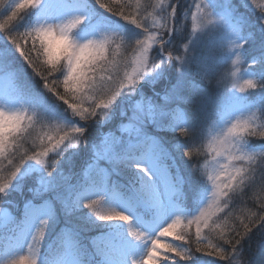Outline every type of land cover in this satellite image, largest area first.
<instances>
[{"label":"snow or ice","instance_id":"obj_1","mask_svg":"<svg viewBox=\"0 0 264 264\" xmlns=\"http://www.w3.org/2000/svg\"><path fill=\"white\" fill-rule=\"evenodd\" d=\"M40 3L41 0H0V13H3L0 34L31 69L32 75L39 78L42 87L62 103L77 123L66 125L46 118L23 102L18 108L6 110L0 101V204L4 203L3 197L26 160L43 166L52 177L63 152L69 147L75 148L76 144H84L88 154L83 158L79 179L73 183L72 175L68 174L60 176L58 181H42L41 186L30 189L32 198L26 202L25 211L46 208L50 213L59 211L71 217L76 211L70 199L72 194L92 186L95 196L78 206L88 209L96 221H123L130 225V216L107 206L106 196L126 197L132 203L151 207H158L162 197L180 199L184 181L178 173L170 171L167 161L172 159L173 151L181 152V146L172 145L170 150L165 141L166 131L179 130L185 137L182 155L191 158L192 145L200 139L204 124L214 117L221 130L207 145L211 160L205 161L203 171L212 188L206 204L195 216L177 215L163 226L150 240L139 264H175L177 258L191 259L192 251L216 257L224 264H264V240L258 241L255 256L242 254V243L250 239L253 230L259 228L264 232V3L219 0L220 7L231 13L238 24L229 25L221 19L209 21L207 29L220 25L225 35L222 41L211 40L200 57L193 54L192 33L197 30L198 19L203 23L198 13L208 5L196 4L197 12L191 13L192 33L188 32L186 23L180 27L181 0H94L106 13L139 29L138 35L131 39L103 33L99 38L77 42L73 32L85 19L77 11H71L56 23L41 22L13 31L15 23ZM249 6L259 13L256 24L243 11ZM80 7L67 5L64 0H52L49 5L52 10ZM206 15L213 16L211 11ZM240 27L247 29L248 51L260 71L255 77H246L245 69L243 84L233 80L229 88L220 76L218 56L223 41H227L230 48L226 58H239L243 43H237L233 37ZM232 63L235 65L236 60ZM236 75L232 73L233 77ZM145 77H148L146 83L141 84ZM17 81L15 70L7 62L0 63V83L6 94L18 91ZM157 82L159 87L148 88ZM146 89L147 96L142 92ZM254 90L261 93L255 102L258 105L255 111L248 100ZM131 93L141 99L133 103ZM114 107L120 109V116L128 122L121 124L118 132L109 131L89 144L88 125L104 122ZM245 113L250 115L245 117ZM221 158L227 163H222ZM76 164L75 160L69 161L70 167ZM124 169L134 172L129 188L111 181L112 175H119ZM191 171L194 175L197 173L196 164ZM109 187L113 189L110 193ZM117 187L124 191H116ZM48 193H52L50 198ZM244 197L252 202L251 208H247ZM237 198L244 203V208L237 209ZM101 207L109 210L100 211ZM47 224V219L39 221L27 245V256L19 254L18 259H4L2 264H37ZM177 228L181 230L176 231ZM66 230L69 229H61ZM202 230L214 233L216 242L205 243ZM127 234L136 240L143 238L142 233L131 227ZM167 236L172 241L162 243L161 237ZM93 242L103 251L107 246L118 245L120 240L110 233H102L99 238L93 237ZM175 242L187 246L182 249Z\"/></svg>","mask_w":264,"mask_h":264},{"label":"rangeland","instance_id":"obj_2","mask_svg":"<svg viewBox=\"0 0 264 264\" xmlns=\"http://www.w3.org/2000/svg\"><path fill=\"white\" fill-rule=\"evenodd\" d=\"M64 2L67 5L77 4V5H81L82 7L77 9L52 10L49 8V5L50 3H52V0H41L40 5H38L35 9H33L34 14L32 21L30 22V26L41 22L56 23L59 20L64 19L66 15L70 14L71 11H77L79 14H82L85 17L83 23L79 25L78 28L73 32V37L77 42H83L87 38H99V36L103 33H112V31H115L116 28L121 29V27H119L116 23L108 24L109 23L108 20L105 19V17L103 16L95 18L94 13L88 6L86 0H64ZM165 2H168V0H165ZM198 3L202 5H208V8H202L200 10V12L198 13V17H201L202 13L204 14V12L210 10L209 8L211 4L210 0H195V2L193 3V10L190 13L187 12L186 18L184 15L185 19L191 21V24L189 25L191 28L190 33H192V29H193L191 13L197 12L196 4ZM257 3L258 4L264 3V0H257ZM246 10L247 12L251 13V15L248 16V20L251 21L252 24L258 23L257 17L259 16L258 15L259 13L251 6L246 8ZM220 13H221V17L218 19L224 21L227 20L228 22H232L233 24L236 23L238 24V21H236V19L232 16L231 13L226 12L223 9ZM254 15L255 18L254 17L252 18V16ZM213 20H217V18H214L212 16L203 18V23L201 22L200 19L197 20V24H196L197 30L195 33H192V40L195 42L194 45H198L202 43V40H199L198 37L203 36L204 32H208L209 34H211L215 31L223 30V27L220 25H218L216 29L215 28L212 30L207 29L210 26L209 21H213ZM232 23H228V24L231 25ZM245 34H247V32ZM173 35H175V33H173ZM240 51L241 54L239 58H237L236 56H232L230 59H228L230 65L227 66V69L225 70L222 76V79L226 81L227 86L229 88L231 87V83L233 82V80H236L239 84H243V80L247 76L249 75L253 77L255 76L252 71L255 63H253L251 60H247L245 52H243L241 49ZM13 52L14 51L12 48L11 49L8 48V50H4L0 52V57L4 53L13 55ZM233 60H236L235 65H233L232 63ZM245 69H247L246 72H244ZM258 71H260V68ZM233 72L237 73L236 77L232 76ZM242 73L246 77H242ZM16 75L18 78L17 81L18 91L10 92L6 94L3 88V84L0 83V101L3 102L4 108L6 110H12L20 107V103L23 102L24 106L26 107H34L36 110L39 109L37 110L38 113L46 112L42 110L41 104L38 103V99L36 98V94L34 92L23 90L21 88L19 82V76L17 73ZM151 75L152 74H149V76ZM147 79L148 77L145 78V80ZM131 95L133 97L137 96L136 93H131ZM257 100L258 97H255L253 101H249L253 106V111L257 110L258 108V105L255 103ZM60 104H61L59 108L60 111L57 112L55 110L56 117L54 119L57 120L58 122L65 123L66 125L73 124V122L77 123L64 110V106L62 105L61 102ZM116 109H117L116 107H114L113 109L114 117L118 116ZM248 115H250V113L244 114L245 117ZM256 115H257V122L259 123L260 122L259 113L257 112ZM44 116L46 118H49L46 115ZM110 118H111V113L109 117H105L104 122L98 123V126H101L100 128H102V130H100L101 135L99 137L109 132L105 130L107 126L111 124ZM118 125L119 124H117L115 128H117ZM118 130L119 128L114 129L112 131L118 132ZM220 130L221 128L217 127L214 119L208 128V132H207L208 140H211L212 137L216 136L220 132ZM85 146L86 145L84 144H80V149L84 151ZM86 148L88 154V147L86 146ZM208 159L211 160V157H208ZM174 161H175L174 158L167 161L168 165L170 166V171ZM221 162L227 163V161L224 160L223 158H221ZM41 171H42L41 165L37 164L35 161L26 160L24 164L21 165L20 171L17 173L14 180L11 182V184L16 183V181L19 183L9 188L7 190V195L3 197L4 203L0 204V264H2L4 259H11V258L18 259L19 254L25 256L28 255L27 245L31 240V235L33 231L35 230L36 227H38L39 221L41 219L48 220V224L45 229V237L47 235V232L52 229L53 225H55L54 213H50L46 208L40 211H35L31 209L25 211L26 202L32 198V193L30 189L41 186L42 181L51 182L54 179L58 181L59 177L62 176L56 171V173L54 172L52 174V177L48 176L44 178L41 175V179L39 181L30 182L32 180V176L34 175V173H37V175L38 173L42 174ZM82 171L83 168L81 172ZM175 173H178V171H176ZM181 178L184 181L182 185L183 196L180 199H176L175 196L162 197L161 203L158 205V207L146 206L143 203H132L126 197L124 198L119 196L114 197L112 195L106 196L105 203L107 206L113 207L115 210H120L124 212L126 215L130 216L131 218L130 225L124 224L123 221H113L114 223L113 225H115V227L114 229L108 231V233L119 238L120 242L118 245L107 246L104 248L103 251H101L95 246L92 238L89 241V246L91 245V248L88 249V246L74 241L73 238L71 237L72 234L70 228L64 225L60 228V230L65 228L69 230L63 232V237L61 238L63 246L62 248L59 249V252L57 253L56 257L55 256L50 257L46 254V252H43L39 249V252L36 257L37 264H133V261H135L136 264H139L143 256L146 254L148 247L150 246V240L155 237L157 232L163 226H165L167 223H170L171 220L174 219L177 215H180L184 218H187L186 215L189 216V207L185 205V195H184V192L186 191L185 188L186 181L183 177ZM24 179L26 180L30 179V181L28 180L30 189L21 188L22 186L21 182ZM112 190L113 189L110 187L107 188V191L109 193ZM50 194L51 193H48V195ZM95 194H96V190L94 187L86 186L85 188L79 189L78 193H73L71 198L75 204L79 205L81 201L89 197L95 196ZM7 196L9 199H5V197ZM77 196H79V200H77ZM15 197L16 200L17 198H19L18 201H15ZM95 198L96 197H93V199ZM34 203H39V202L34 201ZM200 208L195 212V214L199 212ZM4 209H7L8 211L5 212ZM107 210L109 209L104 207L100 208V211H107ZM182 226L183 224L181 225V227ZM129 227H131L133 230L142 233L143 238L141 240H136L132 237H129L127 234ZM179 230L180 228L176 229V231ZM100 235L101 234L95 237L99 238ZM169 237L170 236L161 237V242L166 243ZM44 239L41 241V244L43 243Z\"/></svg>","mask_w":264,"mask_h":264},{"label":"trees","instance_id":"obj_3","mask_svg":"<svg viewBox=\"0 0 264 264\" xmlns=\"http://www.w3.org/2000/svg\"><path fill=\"white\" fill-rule=\"evenodd\" d=\"M86 1L88 3V6L90 7L92 12L94 13L95 18L103 16V17H105V19L108 20V22H109L108 24L116 23L119 27H121V29H116L115 31H112V33L122 35L126 39H131V38H134L138 35L139 29H135L134 26L126 24L120 18L106 13L105 11L100 9L94 3V0H86ZM194 2H195V0H181L182 5H181V24H180V27L183 28L184 24L186 23L187 24V30L189 33L191 30V28L189 26L191 24V21L188 19H185L184 15L186 12L190 13L193 10V3ZM210 3H211L210 7H209L210 10L207 12L211 11V13L213 15L212 17L217 18V19L220 18L221 17L220 12L222 11V8L220 7L219 0H210ZM189 8L191 9V11H188ZM243 11L247 15V17L251 15V13L247 12L246 9H243ZM207 12H204V14L202 13V15L200 14L201 17H203V16H204L203 18L210 17V16H205ZM2 14L3 13H0V15H2ZM33 14H34L33 9H31L27 13H25L23 15V17L17 23H15L12 30L13 31H20L26 27H29L30 22L32 21V18H33ZM253 17L255 18V15L252 16V18ZM228 23H232V22H228ZM246 32H247V29L244 27H241V28H239L238 34L233 38L236 39L237 43H243V47L241 48V50L243 52H245L246 59L251 60L253 62V58H252V56H250L252 54L248 51L249 44H248L247 39H246V37H247V34H245ZM224 35H225V32L223 30H221V31H215L211 34H209L208 32H204L203 36H201V37L197 36L199 40H202V43H200L198 45H194V48H195L194 53H193L194 56L195 57L202 56L205 53V51L207 50V46L211 40L215 39L217 41H222ZM173 36H175V35H173ZM186 42L187 41H182V43H186ZM194 44H195V42H194ZM112 47L115 48V45L113 44ZM229 47H230V45H228L227 41H223V48L221 49V54L218 56V64L220 66L219 70H220L221 78H222L225 70L227 69V66L230 65V62H228L229 58H226V52H227ZM8 48L9 49L12 48L13 51L15 52L14 48L9 43V41L4 38L3 34H0V52H2L4 50H8ZM181 51H183L182 48H181ZM14 52H13V55L5 54V53L3 55H1L0 63L7 62L9 64V66L15 70V72L19 76V82H20L21 88L23 90H28V91L34 92L36 94V98L38 99V103L41 104L42 110L46 111V112H40V111L39 112L41 114L46 115L47 117H49L51 119H54L56 117L55 110L57 112L60 111L59 110L60 105H61L60 101H58L55 97H53L50 93H48L42 87V83L40 82L39 78L34 77L32 75L31 69H29L27 67V65L24 63V61L19 57V54L16 52L14 53ZM258 70H259V67L255 63L254 68L252 70L255 76L259 72ZM145 83H146V80L141 81V84H145ZM159 86H160V83L157 82L156 85H149L148 88L151 89L152 87H159ZM142 92L145 96H147L149 94L147 89L142 90ZM214 92H215V90H213V93ZM260 95H261L260 92H257L254 90L253 92H251L248 95V100L253 101L255 99V97L259 98ZM133 98H134L133 103H135V101L141 99V96L137 95ZM126 103L124 105L125 111H127ZM37 110H39V109H37ZM211 110L212 109L210 108L209 112H211ZM113 112L114 111L111 112V118H110L111 124L107 126L105 131H112L114 129L119 128L121 124H126L128 122L126 118L120 116V109L119 108L116 109V112L118 114L117 117L113 116ZM214 119H215L214 117L209 118L207 123L204 124L203 129L200 133V139L195 144L192 145L194 151H193V155L191 158L184 157L182 155L183 146L185 143V137L180 134L178 129L176 131H172L171 129H168L166 131V134H165V141H166V144L168 145L170 150H171L172 145L179 144L181 146V152L173 151L171 153L172 158H174V160H175L174 163L172 164L171 171H173V173L178 171V174L181 177H183L186 181V183H185L186 191L184 192V195H185V205H187L189 207V216L186 215L187 218H191V217L196 215L195 212L200 207H203V205H205V203L207 202V198L211 193L212 185H211V182H209L207 179V174L203 171V166L205 164V161L209 160L208 157H211L208 153V150H207V145L209 142L207 132H208V128H209L211 122ZM73 123H75V122H73ZM117 124H119V125L117 126V128H115V126ZM78 126H83V124L78 123ZM100 127L101 126H98V123H90L88 125V132L86 135H87V139H88L89 144L100 138L99 137L101 135L100 130H102V128H100ZM256 143H260V141L257 140ZM257 151H260V149H257ZM83 158L84 159L87 158L86 146L84 148V151H82V149H80V144L79 145L76 144L75 148L69 147L63 152V155L59 158V160H57L56 170L54 172L56 173V171H57L60 175L71 174L72 175V182L75 183L79 179V173L81 172L82 168L84 167L83 166ZM70 160L77 161V164L75 167H70V165H69ZM193 164H196V166L198 168V171L195 175L191 171ZM41 173L42 174L38 173V175L40 177L37 175V173H34V175L32 176V180L31 181H30V179H28V180L30 182H37L41 179V175L44 178L48 177V174L44 171L43 166H42ZM92 174L95 175V172L92 171ZM133 177H134L133 170L124 169L121 171V173L119 175H112L111 181L115 182L116 185H118V186L123 185L125 188H128L131 186V181H132ZM28 180L24 179L21 182V185H22L21 188L30 189ZM18 183L19 182H17V181H16V183H12L9 188H11L13 185L18 184ZM116 190L124 191V189H121L119 187H117ZM51 195H52V193L50 195H48L49 198L51 197ZM5 199H9L8 196L5 197ZM18 199L19 198H17V200H16V197H15V201H18ZM70 199L72 200L71 197H70ZM244 201H246V203H247V208L252 207V202L250 200H248L247 197H244ZM74 206H76V211L71 217H66L59 211L54 212V218H55L54 223H55V225H53L52 229L47 232V235H46L43 243L40 246V250L43 252H46V254L50 257H53V256L56 257L57 253L59 252V249L62 248V246H63L62 245V239H61L63 237V232L60 230V228L64 225H66L67 227L70 228L71 234H72L71 237L73 238V240L76 242L78 241V243H80V244H84V245L88 246V249L91 248V245L89 246L90 239H92L93 237H95L99 234L108 233V231H110L111 229H114V227H115V225H113L114 224L113 221H111V222L96 221L95 218L93 216H91L88 209H84L82 206H78V204H75V203H74ZM58 207L59 206L57 205V208ZM236 207H237V209L244 208V203L239 198H237ZM53 227H54V229H53ZM181 228H180V230H181ZM191 233H192V240H193L192 247L194 248L195 247V239H196V237H195V225L192 226ZM214 236H215L214 233H208L207 230H202L201 237L205 239V243H208V242L215 243L216 241L214 239ZM260 240H264V232H260L259 228L254 229L250 239H247L242 243V254L245 256H255V254L258 251L257 243ZM170 241H172L171 236L168 238L167 242H170ZM175 243H176L177 247H181L182 249L187 246V245L186 246L180 245L179 244L180 242H175ZM189 255H191V259L180 260L179 258H177L175 261V264H199V263H202V264H224L223 261L219 260L216 257L207 256V255H204V254L199 253V252L192 251L191 253H189ZM161 259H162V257H161Z\"/></svg>","mask_w":264,"mask_h":264}]
</instances>
